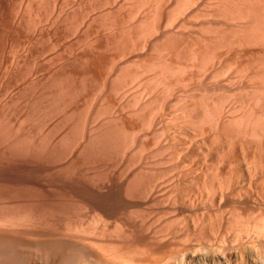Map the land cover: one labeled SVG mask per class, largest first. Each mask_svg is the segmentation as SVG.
<instances>
[{
    "label": "bare ground",
    "instance_id": "bare-ground-1",
    "mask_svg": "<svg viewBox=\"0 0 264 264\" xmlns=\"http://www.w3.org/2000/svg\"><path fill=\"white\" fill-rule=\"evenodd\" d=\"M9 1L11 2L9 3ZM71 1H80L81 3H84L83 1L85 0H0V69H1L0 71L2 72L5 70L8 73V70L11 69V68L8 69L10 65L11 67L13 65V70L14 68L15 69L17 68L16 69L17 71L18 68H20L19 71L23 69L21 74H18L20 75V77H18V75L14 73L17 71L12 72L13 75H17L16 76V78L18 77L17 79H13V77L11 76H8L9 78L7 77V79L10 80V81L8 80L10 83L9 85L10 87L12 83L11 81L14 80L15 82L14 84L15 85L14 87H16V89H14L15 93L16 92L19 93L17 99L16 97L15 99L16 100H18V98L19 100L25 99L26 96L24 97V95L22 94L24 92L22 91H26L27 93L28 88H30L29 85H27L28 84L27 82L29 81L27 80V78L25 79L27 72L23 73L25 70L28 71V69L31 66L33 67V65H30V67L28 66L27 62L29 60L31 62L34 60L33 61L34 63L35 61L38 60L37 62L39 63L40 66L41 63H44L46 68L48 67L49 69H51L55 65L54 63L56 62V61L54 62V59L57 60L59 57L61 58L63 55H65L64 57L66 58L67 55H69V53H67L69 49L74 48L75 51L78 49L76 53L79 54L80 53L82 54V51L84 50L82 54L83 57L81 56L82 59H80L79 57L80 55L77 57V60H81V61H77L78 67H74L76 69L71 67L75 72V70H78L77 68H80L79 64L82 63V60L83 63L85 62L87 65L88 60L85 59L86 60L85 61L84 60L85 57H87L89 60L92 59V57L90 56L91 52H93L92 56H94V52H96L95 54L101 55V53L99 52L100 48L104 49L103 51H105V53L111 51V53H108L111 54L110 56L111 58L109 57V59L106 57L107 54H104V52L103 54L105 56L102 54L104 56L103 58H101L102 55L101 56L99 55L101 58L100 59L98 57V59H100V62H98L99 60L97 61V56L96 55H95L96 57L94 56L96 58L94 62L97 61L99 65L101 63V60L103 59L105 63V65L103 66L104 70L106 69L105 66H108L107 70H105L106 74L103 73L104 71L100 67L99 68L100 70L102 69V71L98 70V73L92 74V72H94L96 69L95 67L94 68L92 67L93 71L91 69L90 70L91 74H89L88 70L91 68L90 64L88 65V67L86 66L87 72L83 71L81 72V74L77 73L83 67L85 68V65L84 66L82 65L81 66L82 68H80L79 71H76V73L80 75H82L83 73L85 74L88 73L87 75L84 74L87 77H85V79L83 80L84 76L82 77L79 75L80 80H78L77 79L78 77H76L78 75H76V73L74 74L72 69H68L70 70V72L72 71L71 73H73L74 77H76L75 79L73 75L70 76V78L73 77L74 79L73 78L72 79L76 80V82L72 81L73 83H70L71 80H68L70 81L68 83H70L74 87L76 86V84L83 86L84 87V88L82 87L83 92L81 91L80 86H77L78 88L76 87L78 90H80V91L77 90L78 91L77 95H79V92H82L81 94H83L85 93L84 89L85 91H87L88 89H90V86H92V83L90 85L91 79L89 77L92 78L91 75L97 74L101 79L97 77V79L94 81L96 77L93 76L94 79L92 78L93 81L91 82H94L95 83V84L93 83L94 85H96L97 81L98 82L97 85L96 86L93 85L94 88L91 87V89L94 90L96 89L95 92H97L99 90V88L97 90V86L101 87V85L103 86V84H104L103 87L105 89H108L106 92L104 90L105 94L107 95L106 97H104L105 95L102 96L103 98L101 97L102 93L100 95L97 92V94L100 95L99 98L101 97V99H104L107 98V96L113 97L112 94L115 93L114 95L115 97L117 94H119L120 96L118 95L117 98H120L121 96L122 97L125 96L124 97L125 99L126 96L131 94L132 96L131 95L130 96L132 98L128 96L129 99L126 98L124 100L121 97V99H123L122 101L127 102L126 100H128V104L130 103L132 104L133 101V104L135 102V107L136 104L139 103L140 106L138 107H141V109L143 110L146 109L145 111H142L141 109L136 111L134 110V112L137 113L139 111L146 112L148 109V112L149 111L150 112L149 113L146 112V114L149 115H145L144 113H142L141 116L143 115L145 117L149 116V120L148 118L145 117H142L144 118L142 119L139 113L138 116H140L139 119L143 120L144 122L146 120V124L149 122L148 123L149 127L151 126L152 128V125L155 124L156 128L158 126L157 129L158 131L160 130L159 127H161V125L158 124L162 120L165 121L167 120V123H170L172 121L174 122L178 118L184 122V125L185 124L189 125L190 128H192V129H188L191 131V133L189 131V133H185L186 135L183 134V136H187V138L185 140L182 139V141H178L180 142L179 144L181 147L180 149H178L177 152L180 154L181 152L182 153L185 152L182 155L186 154L185 156L187 157L191 155L189 153V151L191 150L192 153L191 157L189 158L185 157L186 159H180L181 157L180 154H178L179 156L176 154L179 159L169 158V160L167 159L165 161L162 160L141 161L139 162V164H136L137 166L139 165L140 169L137 166L135 167L138 168V170H140V173L142 172L141 174L138 175L140 176V178L141 175L143 178V177H147L149 173H151L152 175V172H154L156 173L155 175L153 173L155 177L156 175L158 176V174H159L158 177L166 176L165 177L166 179L164 177L163 178L168 183L170 181H174V180L179 181L181 179H187L190 181L192 180V183L195 182L192 184V186L195 184L193 187L190 185L191 188H193L192 190L193 192H191V190L189 191L188 189V191H185L186 194H183V192L182 193L180 192V190L182 191L181 188H183L181 187L179 189V193L184 195L185 199L189 198L193 202H197L198 200L199 202H203L204 197L206 198V202H208V206L205 209H203V211L201 210L200 213L196 212L195 213L196 215L194 214L193 217H191L192 215L190 216L191 214L190 213L189 218L191 219L187 217L188 216L187 214L186 218L190 220L188 224H186V222L189 220L185 219L183 223L178 222V224L175 225V229H177L182 233V237L179 238L178 240L174 239L173 241V239L171 240L168 239L169 240L168 242L165 239V237H163L162 234H159L160 236L158 237H160V239L163 237L164 241L165 240L167 241V243H165L166 241L164 242L161 239L163 241L162 243L164 244L165 249L166 247L167 249H169L168 248L169 245L166 246V244L173 242L172 244L174 245L172 246L174 247L171 248L172 246H170L171 250L164 249L165 251H170V253L165 252L163 250L162 248L163 244L160 245L159 243V246L161 247L159 246L157 247L154 244L152 246L151 240H150L151 242L148 243L151 244L150 247L147 245V243H143L147 247L146 246L144 247L142 243L135 244L134 243L135 241H133L134 237L136 240L138 238L142 240L143 237L136 238V236H133V238H131V241H133L132 245L135 244L136 246L134 245L135 246L134 251L133 248H131V251L134 252V254L131 252L134 258L131 257L132 261L131 259L129 261L130 253L128 252H130V249L125 248V250H122L124 249V246L122 245L125 244V247H129V245H131L130 243L131 241H129L130 239L128 240L127 238H125L123 234L119 233L120 232L119 231L118 232L119 235L120 236L122 235L123 238L127 239L129 245H127V242L124 243L123 240L122 242L124 244L123 243L121 244V242L118 240V242H120L119 244H121L120 246H118V242H115L116 237H118V239L120 237L119 235H117L118 233L116 232L117 230L120 229H118L117 226L115 228V225L119 222L117 220L119 219V216H117L118 217L117 219H115L116 216H113L115 218H110L111 220L108 218L109 216L107 217L108 214L114 215L115 213L119 212V206L117 208L116 205L121 206V203H124V202L119 203L120 201H127L125 200L126 198L127 199L130 198V196L132 197L129 191L128 192L130 194L126 192L128 189L123 188V186H127L126 188L130 186L125 184L126 180H123L126 179V176L123 179H119V180L116 179L114 181H110L111 183L106 182V184L109 183L110 185L108 184L109 186L108 189L106 188L107 189L106 192H102L104 194L100 193V195L99 194L96 195L95 191H94L95 194H93L92 190L91 191L89 190L92 194L86 192L87 194H91V195H89L90 197L88 195L85 196L86 198L89 197L87 199L89 200L90 203L87 202V204L86 203L85 204L88 205L89 203L90 207H92V209L89 208L88 211V214L90 213L91 210L93 211V212L91 211L92 212L91 213L92 215L90 217L91 219H89L88 218L89 216H87L86 218L87 220L89 219L88 220L89 222H87V220L85 221L86 219L85 218L82 222L83 224L81 222L77 223L80 225L82 224V227L84 226L83 228L82 227L80 228V225L77 226L78 228L83 229L84 231L77 228V230L80 231L79 232L76 231V232H78L77 234L81 233V235H83L84 232H86L88 235L85 236H89L90 234L88 232H91V235L94 234L92 236L90 235L92 238L98 236V238H100L99 241L103 240L101 243H103L104 240H107L106 243L109 244L108 245L101 244L99 243V241H97L98 240L97 239L96 243H98L97 244L98 246L95 243L94 245H96L95 248H98V250L96 249L98 253L89 252L88 254L82 256L83 261L81 264H125V263L126 264H244L246 260L249 261L251 264H264V213L260 207H259L260 208L259 213H254V210H250V208L246 207L249 201L251 202L250 203L251 206H254L256 202H262V201L264 202V0H87L90 1L89 2L90 5L88 6L85 2L84 4H86V6H84V8H82L84 4H82L81 7V4L76 5V2L72 3ZM72 4H74L73 7L77 6L75 9L76 11L79 10L78 8L79 6L82 8V10L80 9L81 16H83L82 12L83 10H85L84 12L85 16L82 17L83 20L81 19V17L80 18L77 17L78 19H81L84 22L82 24L83 26L85 25L84 28L82 26L83 29H80L81 27H79L82 21L80 20L79 22V20L77 19L78 20L77 23L76 22L77 20H75L76 19L75 17L80 12L78 11L76 16L73 15L72 12L76 14V11L74 10V8L72 9V7L70 6ZM85 7L87 8L85 9ZM70 8L72 9L71 10L72 14L68 16L69 18L71 17L73 19L72 21L71 19L69 21L72 22V24L74 21L76 22V24H78V27L76 28L74 27L76 31L73 29L71 25L70 26L72 27L73 30L70 29V26H68L69 28L67 26H64L65 27L64 28L63 25L61 24V23L64 24L65 21H66L65 24H69L67 23L68 18L65 17H68L67 14H69ZM64 13L66 14V16L62 17L61 14ZM60 16L62 17V19H64V22H62L63 20L62 21L60 20L61 23L59 22ZM59 23L62 25V27L60 26L61 30H59V25H60ZM76 24L73 26H77ZM66 27L68 28V30L71 31V33L72 32L74 33V35L72 34V36L73 37L75 36V39L71 37L70 36L71 34L69 33L70 34L69 37L73 39L70 40L72 44L68 41L69 44H71L72 46L74 45L73 47L71 46L68 47L67 46L68 44H66V47H63L65 45V42L67 41L66 37H68V34L65 35L66 32H64L67 29ZM62 28L65 29V30L63 29L64 33H62ZM77 28L82 30V32L77 30ZM59 31H61L60 33L63 34L64 38L63 36H61L62 37L61 39L60 35L62 34H59ZM5 39L9 41L6 42ZM3 40L5 42H3ZM59 43L62 44L61 47H60L61 44ZM82 44H84L86 48H83ZM62 47H63V52L67 50L65 51L67 55L63 54L62 52H59L60 50L58 51V48L60 49ZM72 49L69 52H72L73 51ZM97 49H99L98 50L99 53H97ZM105 49L107 50V52ZM138 51L143 52L144 54L140 52L139 54H142V56L145 55L146 58L145 56L142 57L141 55H139L137 53ZM57 52H59V54H57ZM133 52L134 53L136 52L137 54L135 53V55H133L134 54ZM61 53L63 54L62 56H60ZM76 53L73 52V56L74 54L77 56L78 54ZM130 53H132L133 56V57L130 56L131 58L129 57ZM148 54L149 57L147 56ZM56 55H59V57ZM137 55H139L138 56L139 60H137L138 64L136 63L135 65L134 63L135 61L133 62V60H136L135 58L137 57ZM73 56L70 57L69 55L70 58H75L76 61V57ZM140 56L143 59H141ZM29 57L32 58L33 60L30 59ZM69 57H67V59H69L70 61ZM105 57L107 59H105ZM129 58L131 59V61L129 60ZM67 59L62 60L61 63H63L64 61L63 64L65 63L67 64V62H69L67 61ZM106 60L110 61V63L108 62L109 64L107 63L108 65H106L105 62ZM52 61L54 63H52ZM72 61L74 62V59ZM139 61L141 62L139 63ZM46 62H48L47 63L48 65L50 63L51 64L50 66L52 67L50 68V66L45 64ZM73 62L70 65H73L74 63L77 64V62L74 63ZM38 63H35V67L36 64ZM58 63H59L58 68L61 69L62 67H64V66L60 67V61ZM132 63H134L133 66ZM24 65L28 66L26 67L28 69H26ZM44 65L42 64V66ZM70 65L69 66L65 65L67 67L62 69V71H65V69L67 70V68H69ZM94 65L96 66V64ZM94 65L92 64V66ZM37 67L39 66L37 65ZM96 67H98V65ZM39 68H41V71L42 69H44V67L43 68L39 67ZM55 68L53 67L52 69ZM47 70L46 69L44 70L46 75L48 73ZM5 71L4 73H6ZM19 71L18 73H20ZM30 71H32V68L28 71V75L31 74ZM34 71H36V73H41L39 72V69L37 70L35 69ZM1 72L0 75L2 74ZM99 72H102V74L103 75L105 74V76L102 75L101 77L100 76L101 74H99ZM49 73H50L48 74L49 76L48 75L47 76L49 77L50 80L54 78V76H52L53 74L58 75V73L60 72L57 71V73L55 72L56 74L55 73L52 74V71H50ZM22 74L25 76L23 77ZM65 74L69 75L67 72H65ZM65 74L63 72L61 74L62 77H64ZM2 75L4 76L5 74ZM31 75H29V80L31 79L30 77H32ZM40 75L36 76L37 79H39ZM42 76H43V72H42ZM50 76L52 77L50 78ZM5 77L6 75L4 76V78ZM33 77L34 78L30 80L29 83L30 86L32 85L34 86L37 81V79L35 80L36 78L35 72ZM10 78H12L13 80ZM81 78L84 82L81 80ZM104 78L105 80H108L109 85L111 86L112 90H115V92L112 93L109 90L111 88L110 86H107L108 85L107 81L106 84L105 80L104 81L102 80ZM0 79L3 80V78ZM7 79L5 78L6 81ZM56 79L55 81H57V83L53 79L54 82L50 83L48 81L50 84H48L47 82L48 78L46 77L45 79H43L45 80L46 84H43L44 81L42 83V79L39 80V83L41 81V83L43 84L42 87L41 86L42 84L38 83L40 87H42L41 91L43 89L46 90L43 91L44 93L42 92V95L43 94L45 95V93L47 92L46 93L47 95L45 96H48V92H50L49 90L51 89V88L48 89V87H52L51 90L54 91L55 93V90H53V88L57 89L59 87L57 85L58 81L60 80L59 82H61V79L59 80ZM62 80L66 81V79L63 78ZM87 80H89L88 81L89 83L88 82L87 83L90 86L85 85ZM101 80L104 83H102ZM6 81L5 82L3 81V84L7 83L5 84V87L6 85H8V82ZM65 81H62V85L65 86L64 91L67 86L66 84H68V83L63 84V82ZM77 81L79 82L81 81L83 82V84L80 82L82 84L81 85ZM99 81L101 82L100 83L101 85L99 84L100 86L98 85ZM128 81L130 82L132 81L131 85L127 84L130 83ZM25 82L27 84L24 86ZM52 83H54L55 86L54 85L51 86ZM59 84L60 86H62L61 83ZM197 84L199 85V87L197 86ZM201 84L202 85L204 84V86H201ZM46 85H50V86L47 87ZM56 85L58 87H56ZM9 86H7L8 90L6 91L10 90ZM26 86L28 87L24 88ZM44 86L48 89V91L46 88H44ZM5 87L3 86V90L0 93L4 91ZM23 88L25 90H23ZM58 89L56 90L57 92ZM69 89H70V85L67 90ZM73 89L74 90L72 89L70 90L73 91L72 93L75 94H71V95L68 94L69 97L73 96L72 100L75 98L74 95H76V92H74L76 90L75 88ZM101 89L102 87L100 88L99 92L103 90ZM94 90L93 92L92 90L91 91L88 90V92L90 91L94 93ZM6 91L4 92V94L6 93ZM64 91L61 90L60 87L59 89L60 93L58 92L59 94L53 95L54 94L53 92L49 94H52V96H56V98L58 99L59 96L61 95L63 96L62 93ZM108 91L112 94H108L109 93ZM9 92L6 93V95H8ZM12 92L14 93V91ZM90 92L88 94H90ZM15 93L14 95L10 93V95H13L12 97H14L15 95H17V93L16 94ZM26 93L24 94L26 95ZM21 94L23 97L21 96ZM65 94L67 96V91L65 92ZM77 95L76 97L79 98ZM84 95L82 96L80 95V96L83 97ZM87 95H85V98L87 97ZM2 97L3 94L2 96L0 95V99H2ZM6 97L7 98L3 100L5 102L7 101L9 96ZM88 97L91 96L88 95ZM48 98H50L51 101L54 100L52 99L53 97L51 98L50 96H48ZM50 99H48L47 101L48 103ZM110 99L111 98L109 99L107 98V100ZM12 100L13 101L11 103H10L11 99L9 102H7L8 104L10 103L9 108L7 107V104L6 105L1 104V103L5 104V102L3 101L0 103V107L3 108L4 106H6L5 108H7L8 110L9 109L12 110L11 104L12 103L17 104V102L19 101V100L14 101V98H12ZM129 100L131 102H129ZM23 101H20L21 104ZM25 101L22 104V107L24 109H25L24 103H26ZM51 101L49 103L51 106L48 105L47 107V109L50 107L49 108L50 110L48 109L49 111H51V108L52 110L56 108L55 105L52 106L51 104L56 101L54 102ZM64 103L65 102H63V104ZM179 103L181 105H179ZM55 104L58 105L60 103L58 104L55 103ZM131 106L128 105V107ZM22 107H20L19 110L18 109L17 110L20 111ZM2 108H0V111L5 110L4 108H3L4 110ZM59 108L60 105L57 108L58 110H54L53 112L59 111ZM163 108L164 109L167 108L165 110L166 111L165 114L161 113L162 112L161 110H163ZM14 109L15 107L13 108V110ZM7 111H5V113L2 114H6L10 112ZM18 111L14 110L13 112L18 113ZM21 111L23 112L25 110H21ZM45 111L43 112L44 113L43 117L46 116ZM17 113L15 115L17 116L16 119L18 121L19 119L18 116L21 112L19 114ZM51 113L49 112L48 115L52 116L53 114ZM166 114L168 116L167 119L162 117L165 116ZM49 116H47V118H49ZM103 116H102V122L103 120H105V122L103 123H105L104 125H106L108 128V124L112 121V116L108 118V121L111 120L109 123H107L108 121H106L107 116L106 115L104 116L106 119ZM24 118H25V113H24ZM20 120L22 122V119ZM20 120L18 122L19 125L18 123L17 125L19 127H21L22 125L24 126V119H23V124L21 123L22 124L21 126H20ZM100 121L101 120H98L97 125L96 122L94 123L96 127L100 124L99 123ZM117 121L118 120H116V123ZM116 123H114L115 127L116 125L119 124ZM160 124H163V122ZM173 125H176L175 122L173 123ZM119 126H117L116 128L114 127V129L117 132L122 130L120 134L128 131L127 129L128 127L126 128L127 130L123 132L124 131L123 130L124 128H122L123 125L122 127L120 126L121 127L120 129ZM101 127L103 128V126ZM101 127L99 126L97 128H101ZM174 127L172 131H175ZM107 128H104V131ZM109 128L111 129V127ZM20 129L24 131V127L23 129L22 127L19 128V130ZM131 129L128 131V133L130 134L133 131ZM89 130L92 136V131L91 129ZM181 131L183 132V130ZM89 134L88 137L90 136ZM122 135L124 137H127L125 134ZM180 135L182 136V133ZM20 138H22V136L19 137V141L22 142ZM126 140L128 142L129 138L128 139L125 138V141ZM20 144L19 147L21 146L23 147V144L22 143ZM201 145H203L204 147L203 149ZM22 147L19 149H22ZM213 148L216 149L219 153L225 152L226 155L229 154V152H226V150L230 151L232 153L233 158L232 157L230 158L231 153L228 155L229 158L226 155L224 156L225 153H223L221 159L219 157H218L219 159L217 158L210 159L213 157L208 158L206 154L209 153H205L204 151H206L205 149L214 150ZM219 150H221V152ZM218 152L217 154H219ZM221 155L219 154V156ZM132 177L133 180H136L135 176ZM149 177L146 178L147 181ZM127 178H129L130 180V177ZM167 178L169 181H167ZM110 179L111 178H108L107 180L109 181ZM133 180L131 179L130 181ZM146 180L143 181L144 184L147 182ZM181 182L184 183L183 181H180L179 183ZM130 183L132 185V182ZM174 183H172V185H174L173 187L177 188L179 183L178 184L176 183L177 185H175ZM186 184L187 183L185 181V183L182 184V186ZM169 187H170L169 190H171V184L169 185ZM174 188H172V192L176 189ZM123 190L126 193H123ZM176 190L178 191V188ZM176 190H175V194H176ZM81 191L80 190L78 191L80 193V196L83 195ZM127 194L129 195V197H126ZM177 194L176 196L179 197ZM181 197L183 198V196ZM78 200L80 201L81 199L78 198ZM129 200H131V198ZM86 201L87 200L85 199V202ZM133 202L135 201L133 200ZM131 204L133 203L130 202L129 205L126 203V205L128 206H130ZM116 208L118 209V211H116L117 210ZM127 208L128 207H126L125 209ZM128 209L131 208L129 207ZM121 210L123 209H120V211ZM22 211L21 214L16 213L18 211L16 212L14 211L16 215H13L14 213L12 212H11L12 214L9 213V215L7 213L8 216L5 215L6 213L2 215L3 217L4 216L7 217L0 218L1 229H4L6 226L12 227V225H15V227H19V225L21 224V226H23L22 222L25 221L26 218L25 216H27L29 213L26 212L27 215L25 214L24 216L25 212L23 213ZM193 213L194 212H192V214ZM29 218L30 217L26 218L27 219L26 221L30 222ZM112 219H115L114 221L117 222H112L113 221ZM175 220L177 221L176 218ZM84 221L89 224L88 225L85 223L87 227H85ZM109 221H111L110 222L111 225L112 224L114 225L113 227L110 225ZM220 223H224L227 228L231 229L233 234L230 238L225 239L222 238L221 233L217 234ZM201 224L207 227L209 234L206 235L205 239H201L199 237H196L194 240L189 239V234H190L189 227L193 229L195 235H198L199 232H202ZM14 229L16 230V228ZM115 229L116 231H113ZM107 233L114 238L113 239L115 240L114 244L110 243L111 241L109 240H111L112 238ZM0 236L4 238L7 237L6 232L5 234L4 233L0 234ZM10 236L13 237V239L10 240L11 239L10 238L9 240L8 239L6 240L11 242V243L7 242V243L11 244L12 247H9L10 245L5 246L4 244L0 243V254L2 256L4 254H7L8 257L9 255H12L11 253L8 254V250H10V252L18 256V254H20L19 252L21 251L20 246L23 243L22 238L23 239L26 238V236L24 237H16L15 235L14 236L10 235ZM103 236H106V239L105 237L103 238ZM123 238L120 237V239ZM143 239L145 240L146 238L144 237ZM160 239L157 240V242H161ZM93 242H95V240ZM50 244L51 243H49V246ZM55 244L53 245L58 246V244L57 245ZM139 245L143 247H140ZM21 248L23 249V245ZM113 248L114 249L117 248L118 250L122 248L120 251L122 253L124 252L123 254H126L125 255L126 257H124L123 254L120 253V251H118L117 249L115 251ZM60 251L62 250H59V252ZM82 251H86V250L83 249ZM38 253L41 254V252ZM43 253L44 254L42 255L39 254L40 256H37V254L35 253V256L33 257L36 258V260H38L41 263L50 264L51 263L50 252L47 251L46 253L45 252ZM117 253H119L120 255ZM66 255L64 256L65 258L63 256L61 257L57 256L58 260L60 258L65 260V261L64 260L60 261L62 260L60 259L59 263L57 262V264H73L72 263L73 259L71 260V258H69L70 259L69 261L68 257L66 258ZM73 255L72 254L70 255L69 253V257ZM12 257L13 256H11V258ZM4 258H5L4 256L3 257L0 256V264H6L7 261H5ZM23 259L25 260V258ZM6 260H8L7 257ZM12 260L14 261V258ZM17 260H19V258ZM13 261L11 263H13ZM8 262L10 263V261ZM15 264H22V263L17 262L15 260Z\"/></svg>",
    "mask_w": 264,
    "mask_h": 264
},
{
    "label": "rangeland",
    "instance_id": "rangeland-1",
    "mask_svg": "<svg viewBox=\"0 0 264 264\" xmlns=\"http://www.w3.org/2000/svg\"><path fill=\"white\" fill-rule=\"evenodd\" d=\"M10 2L11 1H9V3ZM71 2L72 3L76 2V5L81 4V7H82V4H84L85 2L88 6L90 5V3H89L90 1H87V0L83 1L84 3H81L80 1H71ZM69 4H71V3H69ZM86 4H84L82 8H84V6H86ZM73 5L74 4H72L70 6L72 7V9L74 8V10H75L77 6L75 5L76 7H73ZM67 7H69V6H67ZM81 7L79 6L78 7L79 10H77V11L75 10L76 14H74V12L71 11L72 9L70 8L69 9L70 12H69V14H67V16L68 15L70 16L72 13H73V15L76 16L77 12L78 11L80 12L82 10ZM86 8L87 7H85V9ZM84 12H85V10H83V12H82L83 16H85ZM64 14H61V16L65 17L66 14L65 15ZM61 16H60L59 22H60V20L61 21L63 20L62 22H64V19H62ZM69 16L65 17V18H68L67 23H69V24H65L66 21L64 22V24L60 22L63 25V27L64 26L68 27L70 25L73 27V29H74V27L75 28L78 27V24H76V22L78 23V20L80 22V20L83 17V16H81V12L78 13V15L75 17L76 19L74 18L75 20H77L78 18L81 17V19H78L76 22L74 21L73 24H72V22L69 21L70 19L72 21L73 18H71V17L69 18ZM98 21H99V19H98ZM74 23L77 26H73V25H75ZM83 23H84L83 21L81 22V24L79 23L81 25V26L79 25V27H81L80 29H83L85 27V25L84 26L82 25ZM61 24L59 25V30H61V27H62ZM71 26H70V29H72ZM82 26H83V28H82ZM64 28H62V33L66 32L65 35L68 34V37H69V35L71 34L70 36L73 37L72 34L74 35V33L73 32L71 33V31L68 30L69 27L66 29V31H64L65 30ZM80 29L77 28V30L82 32V30H80ZM68 31H70V32H68ZM60 32L61 31H59V34H62ZM61 36H63V34L60 35V37ZM68 37H66L67 43L65 42V45L63 47H66V44H68L67 45L68 47L74 46V45L73 46L71 45L72 42L70 41L73 39L71 37H69V39H68ZM63 38H64V36H63ZM73 38L75 39V36ZM61 39H62V37H61ZM5 40H6V42L9 41L7 39H5ZM68 41L71 44H69ZM3 42H5V41L3 40ZM61 42H62V40H61ZM59 44H61V43H59ZM62 44H63V42H62ZM62 44L60 45V47L62 46ZM82 45H83V48H86V46H84V44H82ZM58 47H59V45H58ZM63 47L60 49L58 48V51L60 50L59 52L66 54L65 51H67V50H65L66 49L65 48L64 49L65 51L63 52ZM71 49H69L67 52V53H69L70 57L73 56V52L76 53L78 51V49L75 51V49L73 48L72 49L73 51L69 52ZM79 49H81V48H79ZM101 49L102 48H100V51H99L101 53V55L104 52V54H107L106 57L109 59L111 54H108V53H111V51L107 52V50L105 49L107 52V53H105V51H103L104 49H102V52H101ZM81 50H83V49H81ZM98 50L99 49H97V53H99ZM83 51H82V54H83ZM59 52H57V54H59ZM79 52H81V51H79ZM139 52L143 53L141 51H138L137 53L139 54ZM62 53L60 54V56L63 55ZM95 53L96 52H94V56L95 55L97 56V61L99 60L98 62H100V59L105 56L104 54H103L104 56L103 55L101 56L100 54H95ZM135 53L133 55H135ZM76 54H78L77 56L74 54V56L76 57V61H75V58H70L69 55L66 54L67 57L70 58L71 62L69 61V59H67V57L66 58L64 57L65 55H63L61 58L59 57V55H56L60 59L59 58L57 59L55 57L57 60L54 59V62L56 61L57 63L56 62L54 63L52 61V63L55 64V65L52 64V65H54L53 66L54 68L56 67L55 69H52L53 67L50 66L51 65L50 63H49V65L47 64L48 62L45 63L48 66H50V68L52 67L51 68L52 70L49 69L48 67H47L48 68V70H47L44 63H41V66H40L39 63L37 62L38 60L35 61V63H38V64H36V67H35V63L33 62L34 60L30 57L29 58L32 59L33 61L31 62L28 59L30 61V63H29V61L27 62L28 66L30 67V65H33V67H35V68H33L31 66L28 69V68H26L28 66H25V65L24 66L26 69H28V71L31 68H32V71H34L35 69L36 70L39 69V72H41V73H36V71H34L35 77L41 74L39 76V79H37V77L35 78V80L37 79V81H36L37 84L39 83L40 79H42V83L44 81L43 84H46L45 80H43V79H45V77L48 78L47 82L49 81L50 83L54 82L56 78L58 80L61 79V82H59L60 81L59 80L58 84H57L59 87L57 85H56V87H58L59 89L61 87V90L64 91L65 86L62 85V81H65V80H62V78L66 79V81L63 82V84L70 82L68 80H71L70 83H73L74 81L76 82V80H73L74 78L76 79V77H78L77 79L80 80L79 75L81 74V72H83V71L87 72V67L89 64L91 67V68L89 67L90 69L88 70L89 74H91L90 70L92 69V67L96 68L95 71L92 72V74H93V73H98V70H100V68L103 69L104 68L103 66L105 65L103 59L101 60L100 65H99V63H97V61L94 62V60H96V58H95L96 56L95 57L92 56L93 52H91V55H90L92 57L91 60H89L87 57L84 58V60L85 59L88 60L87 65L85 62H84L85 64L83 63V60H82V63L79 64L80 68H82L81 67L82 65L83 66L85 65L86 71H85V68L83 67L84 70H83V68L81 70H80V68H77L78 70H75V72H74L73 68L78 67L77 61H81V60H77V57L79 55H80L79 56L80 59H82L81 56L83 57V55L81 53L80 54L76 53ZM99 55L101 56V58ZM126 55H129V54H126ZM139 55L142 56V54H139ZM139 55H137V57ZM130 56L133 57L132 53H130L129 57ZM143 56H145V55H143ZM147 56L149 57V54ZM98 57L100 59H98ZM106 57H105V59H107ZM137 57L135 58V56H134V58L136 59V60H133V62L135 61L134 62L135 65H136V63L138 64L137 60H139V57H138V59H137ZM142 57H141V59H143ZM130 58H129V60L131 61ZM145 58H146V56H145ZM66 59H67V61L70 62V64L73 62L72 60L74 59V62H77V64H75L73 62L74 63L73 65H75V66H73V65H70L69 62H67V64L66 63L63 64L64 61H63V63H61L62 60H66ZM59 61H60V67L64 66L61 69L58 68L59 67V63H58ZM90 61H92V62H90ZM105 62H106V65H108L110 63L109 60H106ZM140 62L141 61H139V63ZM91 63L93 65L96 64V66L98 65V67H96L95 65L92 66ZM134 63H132V66L134 65ZM42 64L44 66H42ZM37 65L39 67H42V68L44 67V69H42V71H41V68L37 67ZM65 65H68V66L70 65V67L67 68V70L65 69V71H62V69L67 67ZM23 67H21V68H23ZM71 67H73V68H71ZM107 67L108 66H105V68H106L105 70H107ZM8 69H10V70H8V73L5 70L4 71L6 73H4V71H2V72L0 71L2 74L6 75V77H5L6 79L8 76L13 77V79H17L18 77H20V75H18V74H21V72L23 71V69H21V71H19L20 68H18V71L20 72V73H18V71L16 70L17 68L16 69L14 68V70H13V65H12V67L10 65V67H8ZM45 69L48 72L47 75L50 74L49 73L50 71H52V74L55 72L57 73V71L60 72L61 74L63 72L65 74V72H67L69 75L65 74V76L67 75L69 78L67 76L65 77L63 75L65 77L64 78V77H62V75L60 73H58V75L60 77H62V78H60L55 73L59 78L53 74L52 76H54V78H53L54 81H53V79H50V80H52V81H50L49 77H48L49 75L47 76L44 72ZM56 69H57V71H56ZM68 69H72L74 74L76 73V71L80 70L79 72H77L80 74L76 73V75H78V76L74 77V74L71 73L72 71L70 72V70H68ZM74 69H76V68H74ZM102 69L100 71H102ZM105 70L103 69V71H104L103 73L106 74ZM14 71H17V72H14ZM28 71L25 70L23 72V73L27 72V74H26L27 77L22 74V76L23 77L25 76V79L27 78V80L29 81V82H27V80H26V82L28 84L25 82L24 86L27 84V85H29L30 88L31 87H34V88H31V89L28 88L27 93H26V91H22V92L26 93V95H25L24 93L21 92L24 95V97L26 96V98L20 99V100L18 98L19 101L16 100L17 96H19L18 95L19 93L16 92L17 95L12 97L15 93L14 89H16V87H14L15 86L14 80L12 78H10L13 80V81H11L12 82L11 87L13 85V87L11 89V87L9 86L10 80L7 79V81H6L4 78L5 75L4 76L2 74L0 75V78H3V80L0 79V81H1L0 87L2 86L0 88V92L3 90V86L5 87V84H7V83L3 84V81L8 82V85H6V87H5L6 89L4 88V91L2 93H0L1 96L3 94L2 99H0V103L7 98L6 96H9V98L11 99V101H10V99L8 98L10 103L13 101L12 98H14V101H18V102L26 100L25 101L26 103H24L25 109L22 107V104L24 101L22 102V104H21V102L20 103L17 102V104H14V103L11 104L12 105L11 109L13 110V108L15 107V109H14L15 111H18L19 108L22 107L20 109V111H18V113L13 112L14 110L13 111L10 109L8 110L7 108H5L6 106L3 107L5 110L2 107H0L4 110V111H0V216H1L0 218L7 217L9 215V213H11V212L14 213V211L15 212L18 211L16 213L21 214L22 210H23L22 211L23 213L25 212L24 216H25V214L27 215L26 212H28L29 214L27 216L30 217L29 218L30 222H28V221H26L27 220L26 218H28V217L25 216L26 217L25 221H24L25 223L22 222L23 226H21V224L19 225V227H15V225H12V227L6 226L4 229H1V227H0V232H1L0 234H3V233L5 234V232H6V235H7V237H5V238L0 236L1 237L0 241L3 240L0 243L4 244L5 246L10 245L9 247H12L11 244L7 243V242H10V241H8L10 238H11L10 240L13 239V237H11L10 235H13V236L15 235L16 237L26 236V238H24V239L22 238L23 249L21 248L22 247V245H21L20 249L22 252L20 251L19 252L20 254H18V256L15 255L14 253L10 252V250H8V254L11 253L12 255H9V257L7 256V254L3 255L5 257L4 260L7 261L6 264H15V260L17 262L22 263V264H44V263H41L38 260H36V258H34L33 256H35V253L37 254L38 252H41V254L40 253L37 254V256H40V255L44 254L43 252L46 253L47 251L50 252V254H51V263L50 264H57V262L59 263V260L62 258H60L58 260L57 256H59V257L63 256L64 257L66 254L68 255V256L66 255V258L68 257L69 261H70L69 258H71V260L73 259L72 260L73 264H77V263L81 264L83 261L82 256L88 254L89 252L90 253L91 252L98 253V251H96V249L98 250V248H95L96 245L98 244V243H96V240L97 239H98L97 241L100 240V238H98V236L92 238L91 236L94 234L91 235V232H88L89 230L87 232L91 236L90 235L85 236V235H88L86 232H84V234L82 233L84 235V237H83V235H81V233L77 234L80 230L84 231L83 229H80L82 227V224H83L82 222L87 216H89L88 218L91 219L90 218L92 215L91 213L93 212L91 210L92 207H90V204H89L90 202L87 198H89L90 197L89 195L92 194L90 192L91 190H92L93 194L96 193V195L97 194L100 195V193L106 192V190L108 189V186L110 185L109 183H111L110 181H114L116 179H118V180L123 179L125 176H126V179H123V180H126L125 184L130 185V186L128 188H126L127 186H123V188L128 189L126 192L127 193L130 192L131 194L130 193L129 194L132 195V197L130 196L131 200H129L130 198H128V199L126 198L125 200H127L128 202L130 201L133 204L135 203L136 205L131 204L130 206H128L130 202L128 203L127 201H120L119 203H121V202H124V203H121V206L116 205L117 208L119 206V212L115 213L116 215L115 214L114 215L110 214L111 216L109 214L107 215V217L109 216L108 217L109 219L115 218L113 216H116L115 219H117L118 218L117 216H119V219H117L119 222L115 225V228L117 226L118 229H120V230L116 231V229H115L113 231H116L117 233L120 231L119 233L123 234V236L125 238H127L128 240L130 239L129 241H131V238H133V236H136V238L137 237H143V238L145 237L146 238L145 240L143 238H142V240H140L139 238L136 240L134 237L133 241H135L134 242L135 244L147 243V245L149 247L151 244H152V246L154 244L157 247L159 246V243H160V245H162L163 244L162 242L164 241L163 237H165V239L168 242H169L168 239H170V240L173 239V241H174V239L178 240L179 238H181L182 233L180 231H178L177 229H175V225H177L178 222L183 223V221H185V219L186 220L191 219V218H189L190 213H191L190 216L192 215L191 217H193V215L196 212L200 213L201 210L203 211V209H205L208 206V202H206V198L204 197L203 202H199V200L197 202H193L189 198L188 199L184 198V195L181 194L182 192H183V194H186L185 191H188V189H189V191L191 190V192H193L192 191L193 188H191V186L195 182L192 183V180L191 181L187 180V179H181L179 181L174 180L175 183H174V181H170L171 183L170 182L169 183L171 184V190H169L170 184L168 182H166V180H165L166 176L164 177V176L160 175L161 177H158L159 176V174H158V176L156 175V177H155L154 175L156 173L152 172V175H151V173H149V175L147 177H143L145 179H143L142 175H141V178L143 179L142 180L140 178V176H138L142 172L140 173V170H138L139 165L137 166L136 164H139V162H141V161H158V160L159 161H161V160L165 161L167 159L169 160V158L170 159L171 158L172 159H179L178 154H180V153H178L177 151H178V149H180L181 146L179 144L180 142H178V141H182V139L185 140L187 138V136H183V134L186 135L185 133H189V131H190L188 129H192V128H190L189 125H186V124L184 125V122L179 118L174 121L176 125H173V123H174L173 121L170 123H167V120L166 121L162 120L160 122V123L163 122V124L157 123L158 125H161V127H159L160 130H158V131H157V129H158L157 124H156L157 128L155 127V124H153L154 126L152 124H150V125H152V128H151V126L149 127L148 126L149 122L146 124V120L144 122L143 120L139 119V117L141 116L142 113H144L145 115H149V114H146V112H148V109L146 112H142V111H145L146 109L143 110V109H141V107H138V106H140L139 103L136 102L137 104L135 107V102L133 104V101H132V104L131 103L128 104V100H126L127 102L122 101L125 96H123V97L121 96L123 99H121V97L117 98V96L119 94H117L115 97L114 96L115 93L112 94L113 92H115V90H112L111 86L109 85L108 80H105V78L102 80L103 81L105 80V83H106V81L108 82L107 86H110L111 89H109V90L112 92V93H110L108 91L109 92L108 94H112L113 97L110 95L111 97L107 96L108 99L111 98L110 100H107V98L101 99V97L104 95H105L104 97H106L107 94H105V92L108 90V89H105L103 87L104 84H103V86L100 84L102 82V80H101V82L99 81L98 85L100 84L102 89L103 88L104 89L103 90L101 89L103 92L102 91L99 92L101 87L97 86V90L99 88V90L97 92L100 95L102 93L101 97L99 98L100 95H98L97 92H95L96 89L95 90L91 89V87L94 88L93 85L95 84L94 82H91V81H93L92 78H93V76H95L96 78L95 79L93 78L95 81L97 79V77H99V75H97V74L91 75L92 78L89 77L91 79L90 85L92 83V86H90L88 84L89 80H87L85 83V85L90 86V89H88L87 87L86 88L90 91L92 90V92L94 90V93H96V94H94L90 91H89L90 94H88L89 93L88 90L85 91V89H84V92L85 93L88 92V93L81 94L83 92L82 91L83 86L76 84V86L74 87L70 83H68L70 85V89L74 90L73 88H75L76 91H74V92H76V95L78 94L77 92L80 91L77 89L78 88L77 86H80V89L82 92H79V95H77L79 98H77L76 95H74V97L76 99L74 98L73 99L74 101H73L72 100L73 96H70V97L68 96V94L71 95V94H75V93H72L73 91H71L70 89H69L70 91L67 90L69 88V85L66 84L67 86L65 88V91L63 93L61 92L63 94V96L60 94L61 96L58 95L60 99L59 98L57 99L56 96H52V94H49L51 92L54 93V91L51 90L52 87H48L50 85H46L48 87V89L51 88L49 90L50 92H48V96H50L51 98L53 97L52 99H54L51 101V99L48 98V96H45V95H47L46 94L47 92L45 93V95L43 94L44 96L42 95V92L46 91V90L43 89L41 91V89L43 87V84L41 83V81L39 84H42L41 85L42 87H40V85L39 84L37 85L36 83L34 86L33 85L30 86L29 83H30V80H32V78H34L33 77L34 72L30 71V73L33 75L29 74L32 76V77H30L31 79L29 80ZM92 71H93V69H92ZM10 72H11V74H12V72H14L15 74L18 75V77L16 78L17 75H13V74H12L13 75L12 76L10 74ZM42 72H43L44 77L42 76ZM70 73H71V75H70ZM88 73H86V74L83 73L82 75H80L82 77L84 76L83 80L85 79V77H87L85 75H87ZM99 74H101L100 76L102 77V75H103L102 72H99ZM105 74L103 76H105ZM72 75L74 77V78L72 77L73 79L70 78V76H72ZM52 76H50V78ZM89 78H86V79H89ZM81 80H82V78H81ZM49 82H48V84H50ZM55 82L57 83V81H55ZM77 82H79V81H77ZM83 82H81V83L83 84ZM97 82H96V85H97ZM128 82H130V81H128ZM131 82L127 83V84L131 85ZM59 83H61L62 86H60ZM102 83H104V82H102ZM31 84H33V83H31ZM52 85H54V83H52L51 86ZM96 85H94V86H96ZM7 86L10 87V90H9L10 92L6 91V90H8ZM197 86L199 87L198 84H197ZM201 86H204V84L203 85L201 84ZM27 87L28 86H26L24 88H27ZM24 88H23V90H25ZM44 88H46V87L44 86ZM48 89H47V91H48ZM57 89L53 88V90H55V93L53 95H57L60 93L59 89H58L59 93L56 91ZM11 90L14 91V93ZM104 90H105V92H104ZM5 91H6V93L9 92V94L8 95H6V93L4 94ZM66 91H67L68 97L65 94ZM68 92H71V93H68ZM10 93H12L13 95H10ZM22 94H21V96H22ZM84 94L85 95L88 94L91 97H88V95H87V97L85 98ZM93 94H94V96H93ZM4 95H6V96H4ZM80 95L81 96L84 95V96L81 97ZM130 95L131 94H129L128 96H130ZM128 96H126L127 99H129ZM15 97H16V99H15ZM69 98H70V100H69ZM131 98H130V100H131ZM8 99L6 102L3 101V102H5V104L4 103H1V104H3V105L7 104V107L9 108L10 103L9 104L7 103V102H9ZM48 99H50L51 102L56 101L54 103H51L52 106L53 105L56 106V108L54 106V108H55V109L53 108L54 110H58L57 108L60 105L59 111L53 112L54 110H52V108H51V111H52V113H51V111H49L50 107L48 108L49 110L47 109L48 105L51 106L49 104L50 101H49V103L47 102ZM130 100H129V102H131ZM63 102H65V103L63 104ZM55 103H57V104L60 103V104L56 105ZM77 104H78V106H77ZM102 104L104 105V107ZM126 104H128L129 106H131V105L132 106L128 107V105H126ZM133 105H134V107H133ZM179 105H181V104L179 103ZM16 107H18V108H16ZM76 108H78V109H76ZM135 108H137V109H135ZM6 109L10 112H8ZM45 109H46L47 113H46ZM71 109H72L73 113H72ZM74 109H76V110H74ZM140 109L142 111L138 112L140 115V116H138V113L134 112V110L136 111V110H140ZM166 109L163 108V110H161L162 111L161 113L165 114ZM21 110H25V111L22 112ZM132 110L134 113L132 112ZM5 111H7L8 113L2 114V113H5ZM44 111H45L46 116L43 117ZM49 112L53 115L49 116L48 115ZM16 113L21 114V115L19 114V116H18V118H19L18 121L16 119V117H17L15 115ZM24 113H25V118H24ZM22 115H23V118H22ZM103 115L104 116L106 115L107 119ZM14 116H15L16 121L14 119ZM47 116H49V118H47ZM102 116L106 119V121H108V118L112 116V121L110 120L111 119L110 118L109 120L111 122L110 121L107 122V123H109V122L112 123V124H110V123L108 124V128L106 125H104L105 123H103V122H105V120H103V122H102ZM142 117H145V116L143 115V116H141V118ZM162 117L165 119L168 118L167 114L165 116H162ZM145 118H148V120H149V116L148 117L146 116ZM20 119H22V122ZM23 119H24V126L22 125ZM115 119L118 120L119 122L117 121V123H116ZM142 119H144V118H142ZM19 120H20V126L22 125L21 126L22 129L24 127V131H22L21 129H20L21 131L19 130V128H21L18 126ZM98 120H101V121L99 122L100 124L98 123L99 125L97 127L103 126V128L101 127L102 129L96 127ZM113 121L116 124L119 123L121 127L123 125V127H122V128H124L123 132H125L127 129L129 131L131 128H132L131 130H133L134 132L132 131L133 132L132 133L130 131L131 132V134H130V133H128V131H126L125 133H122V134H125L127 136V137H124L122 134H120V132H122V130L118 131L119 133L117 131H115V129H114L115 124L113 123ZM178 121L180 123L183 122V123H181L182 125ZM95 122H96V125L94 124ZM17 123H18V125H17ZM119 124L116 125V127L119 126ZM170 124H172V125H170ZM111 125H113V126H111ZM177 125H179V126H177ZM120 126H119V129L121 128ZM170 126H171V128H170ZM174 126H176V127H174ZM186 126H188V127H186ZM109 127H111V129ZM173 127H174L175 131H177V132L172 131ZM181 127H184V128H181ZM104 128H107L109 131L107 129H105V131H107V132H105ZM155 128H156V130H155ZM180 128H181V130H183V132L180 130ZM89 129H91V131H92V136H91ZM119 129H116V130H119ZM88 130H89L90 134L88 133ZM185 130H186V132H185ZM23 132H24V134H23ZM87 133L90 135L89 136L90 138L88 137ZM181 133H182V136L180 135ZM190 133H191V131H190ZM20 136H22V138H20V140H22V142L19 141ZM125 138H127V139L129 138L128 142H127V140L125 141ZM20 143L23 144V147L21 146L23 151H22V149H19V148H21V147H19ZM178 146H179V148H178ZM201 147H202V149L204 148L203 145H201ZM174 149H175V151H174ZM205 150H206V151H204L205 153H209V154H206V156L208 158L213 157L210 159H214V158L215 159L216 158L221 159V157L223 156V153H225V152L219 153L216 149H214V150L210 149L213 152H215V150H216L215 153H213L212 151H210L208 149H205ZM183 151H186V150H183ZM219 151L221 152V150H219ZM217 152L220 155L221 154L222 155L219 156V154H217ZM226 152H229V154L231 153L230 151H227V150H226ZM184 153L185 152H183V153L181 152L180 159H186V158L191 157V155H192L191 150L189 151V153L191 155H189L187 157L185 156L186 154L182 155ZM229 154L226 155V153H225L224 156L226 155L229 158V156H228ZM202 155H205V154H202ZM206 156H204V157H206ZM231 157L233 158L232 153L230 154V158ZM234 157H235V155H234ZM223 158H226V157H223ZM21 162H22V164H21ZM135 166H137L138 168H136ZM153 173H154V175H153ZM132 176H135L136 180H133ZM149 176L151 177V179ZM127 177H130V180L132 179L133 181H130L129 178H127ZM135 177H134V179H135ZM148 177H149V179L147 181L146 178H148ZM108 178H111V179L108 181L107 180ZM144 180L147 181V182L145 181L146 182L145 184L143 182ZM184 180L186 181L187 184L182 186V184L185 183ZM167 181H169L168 178H167ZM180 181H183L184 183L181 182L182 183L181 184V183H179ZM106 182H109V183L106 184ZM130 182H132V185ZM172 183H174L175 185H177L179 183V185H181V186H179V185L177 186L178 191L176 190L177 189L176 187H175L176 189L173 187L174 185H172ZM188 185L189 186L191 185V186L189 187ZM181 187H183V188H181ZM172 188H174L176 190V194L178 192L177 195L179 197L176 196L174 189H173L174 193L172 192ZM180 188L182 189V191L180 190L181 193H179ZM79 190L80 191L83 190V191H81V193L83 194L81 196H84V197L80 196V193L78 192ZM94 191H95V193H94ZM86 192L91 193V194H87ZM126 192H124V190H123V193H126ZM102 194H104V193H102ZM179 194H181V195H179ZM85 195L86 196L88 195L89 197L86 198ZM135 196H136V198H135ZM181 196H183V198ZM126 197H129V195L127 194ZM78 198L84 202H82L81 200L79 201ZM83 198H84V200H83ZM85 199L87 200L86 202H85ZM133 200L135 202H133ZM87 202H89L88 205H86ZM119 203H117V204H119ZM126 203L128 205H126ZM250 203L251 202L249 201L247 206H246L247 208H250V210H254V213H259L260 208H261L263 210V213H264V202L263 201L262 202H256L254 204V206H251ZM124 206H125V208L130 207L132 210L128 209V208H127L128 209L127 210L124 208ZM89 208H91L90 210L92 212L90 211V213L88 214ZM120 209H123V210L120 211ZM116 211H118V209ZM192 212H194V213L192 214ZM7 213H8V215H7ZM16 213H14L13 215H16ZM23 213H22V215H23ZM4 214L7 216L3 217L2 215H4ZM187 214H188V216H187ZM13 215H10V216H13ZM186 216L189 219H187ZM175 218L177 219V221L175 220ZM115 219H112L113 220L112 222H117V221H114ZM80 220H82V221H80ZM86 220H87V218L85 219V221ZM88 220H87V222H89ZM85 221H84V225H85V227H87L86 224H88V223H86ZM0 222H1V219H0ZM80 222L82 223L81 225L77 224ZM110 222L111 221H109V223ZM189 222H190V220L187 221L186 224H188ZM28 223H29V225H28ZM78 225H80V228L77 227ZM110 225H111V223H110ZM111 226L113 227L114 225L112 224ZM111 226H110V228H111ZM75 227H76V229H75ZM201 227H202V232H199L198 235H195L193 232V229L191 227H189V231H190L189 239L194 240L196 237H199L201 239H205L206 235L209 234V232H208L207 227L205 225L201 224ZM14 228H16V230ZM77 228L80 230L78 231ZM76 231H78V232H76ZM119 233L117 235H119ZM219 233H221L222 238H225V239L230 238L233 234L231 229L227 228L224 223H220V225L218 227L217 234H219ZM16 234H18L19 236ZM159 234L163 235V237L161 238L163 241L160 239V237H158V236H160ZM123 236L121 235L120 237L123 238ZM88 237L94 239L95 242H93L94 240H92ZM104 237L106 239V236H103V238ZM120 237H119V239H118V237H116V241L113 240L114 239L113 237H111L112 239L110 238L111 240H109V241H111L110 243L114 244V241L118 242V240H119L122 244L123 243L122 240H123L124 243L127 242V245H129L127 239H125V238L120 239ZM101 238H102V236H101ZM6 239H8V240H6ZM159 239L161 242H157V240H159ZM153 240H155L156 242ZM102 241H99V243H101ZM133 241L130 242L131 245H129V247H125V244L123 243L124 245H122V246H124V249L121 248L122 250H125V248L130 249V252H128V253H130V256L128 255L129 261H130L131 257L134 258V256L132 255V253L134 254V252L131 251V248H133V251H134V249H135L134 247L136 245L135 244H134L135 246L132 245ZM167 241L165 243H167ZM52 242H53V244L56 243L55 245L58 244L60 249L58 246H54L52 244ZM106 242H107V240H104V242L101 244L108 245L109 243L107 244ZM120 242H118V246L121 245V244H119ZM149 242H151V244H148ZM181 242H183V241H181ZM181 242H179V243H181ZM49 243H51L50 246H49ZM94 243L96 245H94ZM157 243H158V245H157ZM172 243L173 242L166 244V246L169 245L168 246L169 249H167V247L165 249L164 244H163L162 245L163 250L164 249L165 250H171V248L174 247V246H172V245H174ZM61 244H63V245H61ZM115 245H117V244H115ZM51 246L55 247V248H52ZM118 246H116V247H118ZM130 246H133V247H130ZM139 246L143 247L141 245H139ZM145 246L146 245H144V247ZM170 246H172V247L170 248ZM24 247H25V249H24ZM159 247H161V246H159ZM114 248H115V246H114ZM78 249H79V251H78ZM83 249L86 251H82ZM116 249H114V250L116 251ZM121 249H119V250L117 249V250L120 251ZM129 249H128V251H129ZM51 250L54 252H52ZM59 250H62V251L59 252ZM172 250H174V249H172ZM15 252H16V250H15ZM31 252H32V254H31ZM62 252H63V254L64 253L65 254L63 255ZM84 252H85V254H84ZM165 252L170 253V251H165ZM171 252H173V251H171ZM69 253H70V255L71 254L73 255V253H74V255L69 257ZM120 253H122V252L120 251ZM117 254H119V253H117ZM75 255L76 256L78 255L79 257L78 256L76 257ZM125 255L126 254H123L124 257H126ZM0 256L3 257L1 254H0ZM11 256H13V257L11 258ZM6 257L8 260H6ZM17 257L19 258V260H17L18 259ZM13 258H14V261L12 260ZM23 258H25V260ZM126 259H128V258H126ZM20 260H22L23 262ZM63 260L64 259H62L60 261H63ZM8 261H10V263ZM12 261H13V263H11ZM131 261H132V259H131ZM244 264H251V263L246 260V262H244Z\"/></svg>",
    "mask_w": 264,
    "mask_h": 264
}]
</instances>
